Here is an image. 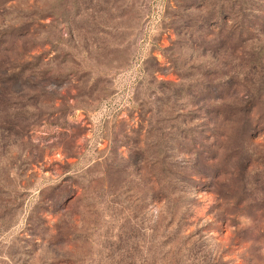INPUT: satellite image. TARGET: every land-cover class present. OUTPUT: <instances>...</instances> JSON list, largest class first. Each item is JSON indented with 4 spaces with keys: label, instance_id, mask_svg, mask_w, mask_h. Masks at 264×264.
Instances as JSON below:
<instances>
[{
    "label": "rangeland",
    "instance_id": "rangeland-1",
    "mask_svg": "<svg viewBox=\"0 0 264 264\" xmlns=\"http://www.w3.org/2000/svg\"><path fill=\"white\" fill-rule=\"evenodd\" d=\"M0 264H264V0H0Z\"/></svg>",
    "mask_w": 264,
    "mask_h": 264
},
{
    "label": "trees",
    "instance_id": "trees-1",
    "mask_svg": "<svg viewBox=\"0 0 264 264\" xmlns=\"http://www.w3.org/2000/svg\"><path fill=\"white\" fill-rule=\"evenodd\" d=\"M237 7L240 9L239 5L235 4V5H234V8H237ZM231 9H233V7H232ZM229 19L232 20V21H234V20L239 19V18H237V17H236V18H232V17H231V18H229ZM239 22H240V21H239ZM231 28H232V29L235 28L234 32H232V35H234L236 31H238V35H239V37H240V35H241V28H242L241 25L238 24V25L236 26V24H235V25L232 26ZM233 33H234V34H233Z\"/></svg>",
    "mask_w": 264,
    "mask_h": 264
}]
</instances>
